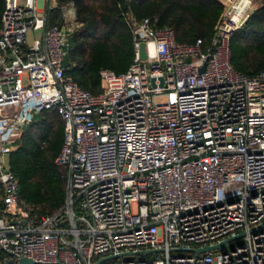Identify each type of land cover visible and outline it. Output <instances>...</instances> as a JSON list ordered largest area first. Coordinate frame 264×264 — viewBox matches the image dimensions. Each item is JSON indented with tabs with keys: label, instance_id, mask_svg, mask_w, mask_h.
Returning <instances> with one entry per match:
<instances>
[{
	"label": "built area",
	"instance_id": "1",
	"mask_svg": "<svg viewBox=\"0 0 264 264\" xmlns=\"http://www.w3.org/2000/svg\"><path fill=\"white\" fill-rule=\"evenodd\" d=\"M221 1L208 48L201 38L178 41L158 17L126 12L133 61L122 73L101 69L95 93L66 74L70 24L48 25L57 0H5L2 252L31 264H96L120 254L99 264H264V69L250 76L231 59L232 36L255 0ZM62 10L65 21L76 18L73 3ZM43 109H57L65 123L56 160L68 166V191L58 213L39 218L20 200L9 155ZM240 234L226 248L191 251Z\"/></svg>",
	"mask_w": 264,
	"mask_h": 264
},
{
	"label": "trees",
	"instance_id": "2",
	"mask_svg": "<svg viewBox=\"0 0 264 264\" xmlns=\"http://www.w3.org/2000/svg\"><path fill=\"white\" fill-rule=\"evenodd\" d=\"M48 9V25L63 26V5L76 9L79 26L69 33L63 59L66 74L82 87L98 93L101 69L127 71L134 58V37L125 13L137 19L158 17L160 25L175 29L177 40L188 44L199 38L211 44L223 12L221 0H57ZM5 0H0V28ZM232 63L247 75L264 69V0L231 39ZM65 123L57 109H43L23 128L9 155L19 180L23 204L39 218L55 215L66 202L68 166L56 158L64 142ZM11 258L0 250V264Z\"/></svg>",
	"mask_w": 264,
	"mask_h": 264
},
{
	"label": "water",
	"instance_id": "3",
	"mask_svg": "<svg viewBox=\"0 0 264 264\" xmlns=\"http://www.w3.org/2000/svg\"><path fill=\"white\" fill-rule=\"evenodd\" d=\"M141 55H142L143 58H145V57L147 56V54H146V50H145V42H142V43H141ZM205 67H206V63L201 67V71H203V70L205 69ZM161 79L164 80L163 77H162ZM152 84H153V86H155V78H152ZM162 84H163V82H162ZM263 227H264V223L260 226V228H263ZM257 229H258V228H255V229H253L252 231H255V230H257ZM242 236H243V234H240V235H237V236L230 237V238H228V239L222 241L221 243L215 245L214 247L206 246V247H202V248H199V249H194V250H191V251H193V252H195V253H205V252H208V251H211V250H216V249H220V248H226V247H228V245H229L230 242H232V241H234V240H236V239H238V238H240V237H242ZM151 252H152V251H143V252H139V253H151ZM122 255H123V254H120V255H118V256L113 255V256H110V257L104 258V259L100 260V261H99L98 263H96V264H99V263H101V262H103V261H105V260H107V259H110V258L121 257ZM31 262H32V261L29 260V259L26 258V257L20 259V260L18 261V263H16V262L14 261V259H11V260H10V264H31Z\"/></svg>",
	"mask_w": 264,
	"mask_h": 264
},
{
	"label": "rangeland",
	"instance_id": "4",
	"mask_svg": "<svg viewBox=\"0 0 264 264\" xmlns=\"http://www.w3.org/2000/svg\"><path fill=\"white\" fill-rule=\"evenodd\" d=\"M66 24H70V31L77 28L79 26V23L77 22L76 18L75 19H67V21H65ZM36 35L39 37L42 35V30H37L36 31ZM27 38H28V42L31 44L33 42V40L35 39V33L33 30L29 31L27 33ZM87 217H89L88 215H86Z\"/></svg>",
	"mask_w": 264,
	"mask_h": 264
},
{
	"label": "crops",
	"instance_id": "5",
	"mask_svg": "<svg viewBox=\"0 0 264 264\" xmlns=\"http://www.w3.org/2000/svg\"><path fill=\"white\" fill-rule=\"evenodd\" d=\"M261 2H262V0H255L253 10L256 9V8L261 4ZM253 10H252V11H253Z\"/></svg>",
	"mask_w": 264,
	"mask_h": 264
}]
</instances>
